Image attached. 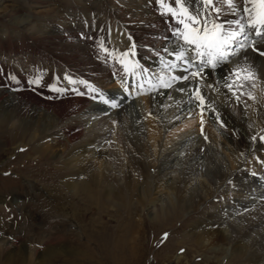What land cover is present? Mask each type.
<instances>
[{
	"label": "bare ground",
	"instance_id": "bare-ground-1",
	"mask_svg": "<svg viewBox=\"0 0 264 264\" xmlns=\"http://www.w3.org/2000/svg\"><path fill=\"white\" fill-rule=\"evenodd\" d=\"M103 1L81 0L82 9L64 0L15 1L17 5L8 10L7 18L23 21L14 25L13 34L7 28L0 34V71L13 67L6 77L0 76V129L18 128L8 133V141L29 146L28 153L43 159L59 158L62 170L73 175L65 186L85 190L90 200H99L95 193L99 190H105V200L111 201L114 188L131 193L140 189L143 193L153 187L157 196L150 201L152 216L173 202L195 211L196 204L212 198L219 179L232 176L236 187L231 199L194 222L192 233L204 249L224 254L217 261L225 259L231 264L229 258L240 250L239 264H264V167L254 166L257 160L237 152L236 144V138H243L246 153L264 151V144L251 139L264 135V57L250 48L238 50L231 58L235 62L226 63L201 81L210 105L201 113L198 102L189 103L193 89L181 93L157 86L161 59L156 52L165 47L171 51L177 43L172 37L173 26L166 24L169 15L161 14L164 9L156 0L146 7L145 0H112L132 14V20L130 15L121 19L116 9L111 10ZM51 4L56 5L47 16L51 23H34L29 15L21 16L27 5L38 8ZM97 4L108 10L103 12ZM97 9L102 20L89 27V19L82 14H93ZM250 37L256 41L248 43L264 51V39ZM83 44L89 50L82 48ZM130 48L132 54L123 59L129 68L138 65L135 74H125V65L119 63L121 53ZM9 57L11 63L5 60ZM163 59L171 60L172 56ZM31 63L37 66L32 69ZM249 65L253 76L245 79L248 73L239 70ZM139 66L148 69L143 78ZM233 69L238 70L236 76L230 75ZM36 79L39 84L32 83ZM229 82H234V91L225 87ZM89 85L101 89L106 98L119 100L120 106L111 108L102 103L101 93L91 92ZM123 87L129 91L125 93ZM212 109L219 113V119ZM190 117L196 118L187 119ZM165 132L175 137L167 135L170 141L166 145L161 140ZM149 141L155 147L153 161ZM143 166L153 168L154 175L144 173ZM164 190L166 198L162 197ZM223 242L227 244L222 246ZM25 254L24 250L10 249L6 262L23 261Z\"/></svg>",
	"mask_w": 264,
	"mask_h": 264
},
{
	"label": "rangeland",
	"instance_id": "rangeland-1",
	"mask_svg": "<svg viewBox=\"0 0 264 264\" xmlns=\"http://www.w3.org/2000/svg\"><path fill=\"white\" fill-rule=\"evenodd\" d=\"M15 1L0 0V34L6 28L13 34L14 25H19L23 21V18L19 17L7 18L8 10L17 5ZM64 1L68 4L74 2L82 9L81 0ZM145 1L144 7L152 2ZM103 2H107L105 4L111 10L116 9L121 19L127 16L129 18V15L131 18L130 11L120 8L122 5L117 2L112 0ZM97 5L103 12L108 10L101 4ZM55 6L51 4L32 8L27 5L21 16L29 15L34 23H51L47 16ZM92 13L82 14L84 19H89L86 21L89 27L98 25L102 20L99 9ZM166 24L173 26L170 16ZM82 48L89 50L87 44H83ZM92 51L95 52L94 49ZM86 59V63H89L90 59ZM5 60L11 63V57ZM44 61L36 63L42 62L44 65L46 64ZM22 63L24 64L23 61ZM35 65L32 66L31 63L32 69L36 67ZM11 68L13 67L3 72L10 74ZM185 119H181V122ZM18 130L10 127L0 129V264H226L225 259L217 261L224 255L221 251L213 252L202 247L199 237L192 233L191 226L200 217L206 215V218L207 214L217 211L222 202L231 199L232 191L236 187V179L231 178L232 176L219 179L218 183H221L215 194L212 198L205 199L202 204H196L195 211L182 205L177 206L173 202L174 204L171 203L166 210L157 211L152 216L150 209L153 207L150 206V201L157 196L153 187L143 193L140 189H134L131 193V190L125 188H114L111 191V201L105 200V190H99L95 191L99 194V200H90L92 197L90 198L85 190L81 188L72 190L65 186V181L73 175L62 170L59 158H40L33 152L28 153L29 146L25 144L18 146L12 144L13 140L8 141V133ZM171 132L176 134L174 130ZM167 135L169 138H175L165 132L161 138L164 145L170 141ZM19 138L20 136L14 140L17 142ZM236 139L239 140L236 142L237 152L246 155L244 157L248 159L250 157L257 160L254 166L264 167V151L246 153L244 139ZM218 140L221 141L222 138ZM233 142L235 143V140ZM147 144L151 152L150 160L153 161L156 158L155 147L152 146V141ZM227 147L230 148V145ZM224 156L227 158L225 154ZM244 161L246 162V159ZM143 167L144 173L154 175L153 168ZM79 175L81 176V173ZM130 177L135 176L131 174ZM163 192L162 197L166 198V190ZM226 244L223 242L222 246ZM10 249L18 252L24 250L26 253L24 260L14 259L6 262V253H9ZM49 250L53 252L48 254ZM239 251L234 252L229 258L231 264H237V260L241 259L242 254Z\"/></svg>",
	"mask_w": 264,
	"mask_h": 264
},
{
	"label": "snow or ice",
	"instance_id": "snow-or-ice-1",
	"mask_svg": "<svg viewBox=\"0 0 264 264\" xmlns=\"http://www.w3.org/2000/svg\"><path fill=\"white\" fill-rule=\"evenodd\" d=\"M158 6L164 9L161 14H167L173 21L172 37L177 43L171 51L165 47L162 51H157L156 55L161 59V73L157 75V86L165 90H175L181 93L193 89L190 93L189 103L198 102L201 113L205 111L208 102L201 90L200 82L206 80L212 72L220 69L231 61L232 57L238 54V50L243 51L250 48L253 52L264 57V51L255 44H249V35H255L264 39V0H156ZM231 17V18H229ZM133 48L135 45L133 44ZM107 54L108 48H103ZM132 49L121 53L119 63L125 65V74H135L137 64L129 68L123 57H129ZM172 56L171 60L163 57ZM140 73L148 69L139 66ZM252 65L246 69H240L242 74L247 72L245 79L253 76ZM238 70L233 69L230 75L236 76ZM174 73V74H173ZM116 75V73H114ZM227 77H225L226 79ZM15 79V77H13ZM66 79H70L66 77ZM73 83L75 81H72ZM39 84L38 79L32 81ZM86 83V81H80ZM212 87L211 85H206ZM242 87V85H239ZM140 87H143L141 84ZM230 91H234V82L226 83ZM60 91V89H56ZM89 90L101 93L99 100L111 108H118L120 101L107 97L101 89L89 85ZM127 93L128 87H123ZM83 95V93H80ZM93 99H96L93 96ZM239 99V97H237ZM215 113V109H212ZM219 119V113H215ZM115 123V122H114ZM203 124V120L201 121ZM221 126L224 127L221 121ZM207 139V137H205ZM253 141L264 144V135L252 136ZM167 235V234H165ZM183 251V249H181Z\"/></svg>",
	"mask_w": 264,
	"mask_h": 264
}]
</instances>
